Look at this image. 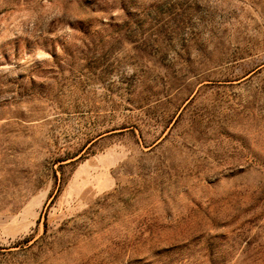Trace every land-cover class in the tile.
I'll return each mask as SVG.
<instances>
[{"label": "rangeland", "instance_id": "rangeland-1", "mask_svg": "<svg viewBox=\"0 0 264 264\" xmlns=\"http://www.w3.org/2000/svg\"><path fill=\"white\" fill-rule=\"evenodd\" d=\"M0 264H264V0H0Z\"/></svg>", "mask_w": 264, "mask_h": 264}, {"label": "clouds", "instance_id": "clouds-1", "mask_svg": "<svg viewBox=\"0 0 264 264\" xmlns=\"http://www.w3.org/2000/svg\"><path fill=\"white\" fill-rule=\"evenodd\" d=\"M25 18H27V17L25 16Z\"/></svg>", "mask_w": 264, "mask_h": 264}]
</instances>
